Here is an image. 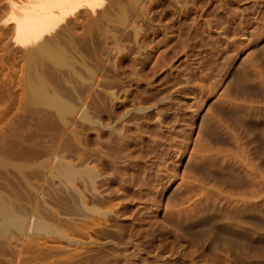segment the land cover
Wrapping results in <instances>:
<instances>
[{
  "label": "rangeland",
  "instance_id": "obj_1",
  "mask_svg": "<svg viewBox=\"0 0 264 264\" xmlns=\"http://www.w3.org/2000/svg\"><path fill=\"white\" fill-rule=\"evenodd\" d=\"M80 15L26 46L0 26V200L28 217L0 264H264V0ZM43 42L64 67L29 60Z\"/></svg>",
  "mask_w": 264,
  "mask_h": 264
},
{
  "label": "bare ground",
  "instance_id": "obj_2",
  "mask_svg": "<svg viewBox=\"0 0 264 264\" xmlns=\"http://www.w3.org/2000/svg\"><path fill=\"white\" fill-rule=\"evenodd\" d=\"M21 1L18 0L15 3V0H3L2 7H4L7 12L8 11L12 12L11 14L13 18L12 19L10 18L9 20H6L4 18L6 21L5 20L3 21V19L2 20L0 19L1 21L0 26L4 25L3 28L5 27V25H8V24L11 25V22H14L15 24V27L13 30L14 34L12 35L15 38L14 39L15 44H19L21 46L37 44V42L39 41L42 42V39H45L46 35L48 36L50 35V33L52 32L54 33V31H56V29L59 28V26L65 25L66 23L70 22L68 21L70 20V18H73V17L75 18L78 16L80 17L81 16L80 13L82 10L89 9L90 11L94 12V10H96L102 4V0H27V1L23 0L24 2H21ZM2 2L0 1V3ZM17 2L18 4L20 2L21 4H25L26 2L27 3L25 4L26 5L25 7H22L24 5L22 6L20 5L21 6L20 7L16 5ZM15 5L17 7H20L19 9H17L18 13H19V10L22 9L21 10L22 12L18 15L13 14L14 9L16 8ZM15 13H16V9H15ZM43 43L44 44L40 46L38 45V47H36L35 50L32 49L31 52L29 51V53L27 54L29 57V60L35 63L34 61L35 60L38 61V58H43V59L47 58L48 60L52 61V63H55L57 65H63L64 67L65 64H67V60L64 57L65 55H63V53L61 52V49L59 51L57 50V48L54 49L55 47H52L50 43L49 44L47 42H43ZM30 78H31L30 79L31 81L28 84H29L31 93L35 98L51 105L53 108H56L60 114H64L69 110L70 106L68 107L67 105H65L62 102V100L59 98L60 96L57 97L58 95L56 96V94L55 95L50 94L48 92L49 90L47 91L48 86L46 87V83L44 81L45 78L43 79L40 75H36V73L33 75L31 73ZM63 166L59 167L57 170L59 172V175H61L62 177H65V179H67L68 182L72 181L71 179H74V177L77 174L75 172L76 170L74 171L75 168L72 170L70 166L68 167L65 165ZM34 217H37V216H34ZM27 219L28 217H25L23 214H21L20 211L16 208V206L7 204L6 202L4 203L2 199L0 200V231L3 232L9 228L22 229L27 224L28 222ZM39 219L35 218L34 224L37 229H43L44 227L43 221L41 222Z\"/></svg>",
  "mask_w": 264,
  "mask_h": 264
}]
</instances>
